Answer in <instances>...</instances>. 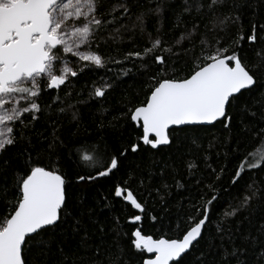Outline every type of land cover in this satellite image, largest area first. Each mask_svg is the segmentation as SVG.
Returning <instances> with one entry per match:
<instances>
[{
  "label": "trees",
  "instance_id": "16d2710c",
  "mask_svg": "<svg viewBox=\"0 0 264 264\" xmlns=\"http://www.w3.org/2000/svg\"><path fill=\"white\" fill-rule=\"evenodd\" d=\"M89 28L100 64L70 55L65 79L40 77L35 109L0 150V231L34 172L65 189L58 222L26 240L24 264H144L136 232L180 240L202 220L173 264H264V0H94ZM225 57L256 81L225 119L145 145L134 111L162 82Z\"/></svg>",
  "mask_w": 264,
  "mask_h": 264
},
{
  "label": "water",
  "instance_id": "95a60500",
  "mask_svg": "<svg viewBox=\"0 0 264 264\" xmlns=\"http://www.w3.org/2000/svg\"><path fill=\"white\" fill-rule=\"evenodd\" d=\"M54 5V0H27L0 8L1 88L45 73L50 62L47 48L57 44L50 35ZM255 83L239 60L220 58L187 80L162 82L147 104L134 111L132 120L142 125L145 145L166 147L173 129L211 126L224 120L230 101ZM64 203L62 179L48 170L34 172L25 183L22 202L0 231V264H24L26 240L54 226ZM204 226L202 220L180 240H155L136 232V246L148 256L144 264L180 261L201 239Z\"/></svg>",
  "mask_w": 264,
  "mask_h": 264
},
{
  "label": "rangeland",
  "instance_id": "374dc122",
  "mask_svg": "<svg viewBox=\"0 0 264 264\" xmlns=\"http://www.w3.org/2000/svg\"><path fill=\"white\" fill-rule=\"evenodd\" d=\"M27 0H0V8L10 7L13 2ZM50 11V35L57 39L54 48L48 46L50 62L42 75L24 78L20 82L1 88L0 85V150L10 141L11 126L20 115L35 109L31 97L38 88L40 77L49 81L65 79L73 72L69 57L100 64V57L90 50V24L94 21V0H54ZM37 38L34 39L36 41ZM2 67L0 66V70ZM126 200L137 207L134 198Z\"/></svg>",
  "mask_w": 264,
  "mask_h": 264
}]
</instances>
